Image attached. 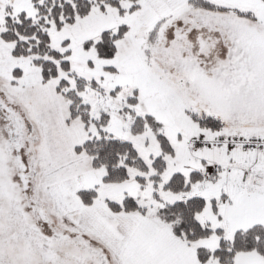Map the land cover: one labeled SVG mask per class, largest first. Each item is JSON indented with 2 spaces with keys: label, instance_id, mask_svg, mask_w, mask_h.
I'll return each mask as SVG.
<instances>
[{
  "label": "snow or ice",
  "instance_id": "6c2138e0",
  "mask_svg": "<svg viewBox=\"0 0 264 264\" xmlns=\"http://www.w3.org/2000/svg\"><path fill=\"white\" fill-rule=\"evenodd\" d=\"M0 264H264V0H0Z\"/></svg>",
  "mask_w": 264,
  "mask_h": 264
}]
</instances>
